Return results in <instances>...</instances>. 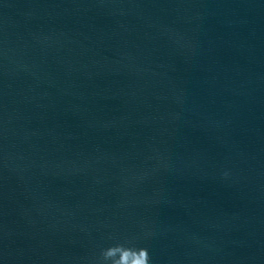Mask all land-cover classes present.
I'll use <instances>...</instances> for the list:
<instances>
[{
  "label": "water",
  "instance_id": "obj_1",
  "mask_svg": "<svg viewBox=\"0 0 264 264\" xmlns=\"http://www.w3.org/2000/svg\"><path fill=\"white\" fill-rule=\"evenodd\" d=\"M141 249L264 264V0H0V264Z\"/></svg>",
  "mask_w": 264,
  "mask_h": 264
},
{
  "label": "clouds",
  "instance_id": "obj_2",
  "mask_svg": "<svg viewBox=\"0 0 264 264\" xmlns=\"http://www.w3.org/2000/svg\"><path fill=\"white\" fill-rule=\"evenodd\" d=\"M116 249L112 248L106 252L107 256L113 255ZM124 259H127V254H125ZM149 255L146 249H141L136 253L135 264H149Z\"/></svg>",
  "mask_w": 264,
  "mask_h": 264
}]
</instances>
